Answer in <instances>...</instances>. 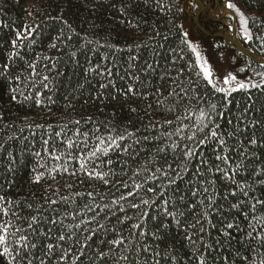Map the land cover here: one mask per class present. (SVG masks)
Segmentation results:
<instances>
[{
  "label": "trees",
  "instance_id": "trees-1",
  "mask_svg": "<svg viewBox=\"0 0 264 264\" xmlns=\"http://www.w3.org/2000/svg\"><path fill=\"white\" fill-rule=\"evenodd\" d=\"M228 3L235 5V8L228 9ZM192 4L193 0H159V3L158 0H0V73H2L0 74V144L5 146L0 150V195L17 203L19 207L16 211L29 216L35 214L36 205L43 204L46 196L48 199L70 196L77 201V204L61 203L56 211L63 214L65 210L72 212L77 210V205L82 206L89 202L86 196L76 197L75 193L94 191L100 195L107 194L104 201L97 199L96 203H110L113 193L119 195L124 192L123 188L119 190L113 188L110 191L109 187L88 179L83 173L78 174L79 178L59 173L55 174V179L47 176L39 184L33 183L34 170L39 163L45 162L36 157L35 153L41 152L42 156L45 155L42 138L46 139L49 135L46 126L51 124L53 129L58 131L57 125L91 116L94 121L110 122L120 131H123L125 127L129 131L136 128L143 130L145 125L157 122L161 127L167 128V125L162 122L175 120L177 115L184 113V108L187 106L186 101L177 104V97L169 95L174 88L179 91L173 79L181 73V69L182 73L177 83L182 82V86L186 87L195 82L199 86V95L208 103H220L224 116L219 118L217 123L222 125V132L227 133L233 130L236 125V116L249 103H254L252 115L264 121V93L250 90L251 100H249V92L232 93L229 97L232 102L225 108L227 102L224 101V94L213 92L206 84L203 71L197 65V54L182 43L181 35L182 31H191L193 43L199 52L200 63L207 61V67L212 72L214 81L220 74L228 72L236 75L237 80L256 79L255 73L264 72V67H261L264 64L251 60L229 39L235 38L251 56L264 60L262 41L256 38H264V26H262L264 25V0H199L198 8L192 7ZM122 8L124 11H121ZM241 14L248 21L247 27L253 35V39L247 43L241 35L243 27L240 23ZM25 25L36 28V31L23 45H18L16 51L20 55L10 57L13 50L11 41L16 38L18 31L23 33ZM180 25H183V29L179 27ZM228 25H232L233 28H229ZM157 32L159 35H156ZM69 36L72 37L71 41L68 40ZM89 40L93 41L91 45L87 44ZM52 44H56V48H51ZM138 44L141 45L139 49L134 47ZM217 45L221 47L218 48ZM154 49L160 53L159 56L153 55ZM70 51H77L75 59L70 58ZM222 51H231L234 55L224 62ZM37 55L60 57L59 70L63 75L56 77V85L52 91L42 88L32 90L41 92L39 97L42 100L41 105H36L35 99L24 101L22 96H18L17 100L13 101L10 89L17 86L13 77L27 76V65L36 60ZM130 55H138L139 60L133 62L129 58ZM181 56L183 59H180ZM89 62L93 65L99 64L101 67L112 68L114 74L111 79L116 87L100 89L99 84L107 83L108 77L102 78L91 73L85 76L84 69L88 67ZM5 63L11 65L10 76L3 73ZM39 63L45 62L41 60ZM147 63L153 64V70L150 72L143 71ZM130 64L133 66L129 67ZM132 76H139L140 82H134ZM129 83L133 84L135 92L124 95ZM78 84L84 85L82 90L78 88ZM20 88L26 95L29 93L28 88L23 84ZM117 89L120 90L119 94ZM49 96L51 100L48 99ZM69 104L72 107H68ZM173 107L175 111H170ZM132 108L137 111H131ZM229 120L232 121L231 124L228 123ZM30 124H42L45 128L27 127ZM93 126V124L81 125L84 131L90 130ZM251 135L250 129L248 137L250 138ZM256 135L258 137L264 135V128H257ZM239 139L244 138L239 137ZM229 144L236 145L237 140H229ZM48 147L49 150L56 147L63 151V146L55 137ZM144 148H148V152L143 151ZM140 149L138 163L129 159L125 164L124 159L118 155L111 156L114 161L120 160V164H117L114 169L117 174L109 178L113 185L121 180L130 182L132 172L128 171L125 175L121 171V165L125 168L131 166L134 171L149 159L151 147L145 143L140 146ZM202 150L207 153L206 158L211 159V150L208 148ZM10 153L13 157L11 162ZM253 153L256 157L255 163L264 167V146L250 150L249 155ZM232 157L233 160L238 159L235 149ZM168 162H172L171 155L168 157ZM69 164L70 171L79 167L75 161H70ZM51 166L52 164L49 163V168ZM80 180L84 182L81 183ZM236 180L254 183L256 191L253 195L255 196L264 194V186L256 181L251 169L247 173L241 171ZM259 180L264 181V176H261ZM67 184L73 187H65ZM226 185L227 182L220 178V174H217L216 187L221 195L228 190ZM57 189H59L58 194ZM176 190L181 195L185 194L188 191L187 180L178 183ZM141 197L149 199L151 194L141 193ZM199 199V197L191 199L190 203L195 205ZM132 202H138V199L133 198ZM233 202L235 200L231 196L227 203L220 200L225 208ZM29 203L33 204V209L27 208ZM43 211L47 215L53 214L48 208H44ZM199 212L200 207L197 206L195 212L188 216V221L191 222ZM127 214L133 216L137 213L129 210ZM233 218L237 220L241 228H246L244 217L238 215L236 210H233L228 217L229 220ZM219 220V214L213 215L212 223L217 227L208 228L204 233L205 241L213 244V247L208 250L209 264H242L247 248V245L243 243V234L232 229V240L230 242L225 240L219 233L221 227ZM66 222H72L71 218ZM100 222L106 224L109 229L116 224L115 219L111 223L103 219ZM120 227L117 225L118 229ZM123 227L127 235L128 226ZM147 227L149 232L154 231L158 227V222L148 219ZM205 227L207 228V224ZM112 238L111 232L107 235L104 232L98 233L89 242L86 255L79 264H89V258L94 255L93 249L99 247L100 250H106L107 245L101 242ZM218 239L221 240V246H216L214 243ZM146 242L162 254L160 264H170L163 258L164 254L169 252L178 258L179 264H196V261L192 259L193 250L184 238L182 229L176 228L174 223H170L165 229H160L157 240L154 241L149 236ZM119 254L120 252L117 253ZM36 255L41 256V252L37 251ZM141 260L143 261V256ZM45 264H58L57 255L47 258ZM96 264L99 262L97 261ZM109 264H112L111 260Z\"/></svg>",
  "mask_w": 264,
  "mask_h": 264
},
{
  "label": "snow or ice",
  "instance_id": "snow-or-ice-1",
  "mask_svg": "<svg viewBox=\"0 0 264 264\" xmlns=\"http://www.w3.org/2000/svg\"><path fill=\"white\" fill-rule=\"evenodd\" d=\"M192 7H200L199 0H193ZM227 8L233 9L235 5L228 3ZM121 11L124 9L122 8ZM179 11H183V9H179ZM240 23L243 26L242 39L246 43L250 42L253 35L247 27L248 21L243 14L240 16ZM179 27L183 29V25ZM228 27L233 28L232 25H228ZM35 31L36 28L25 25L23 33L19 31L16 33V38L11 41L13 50L10 57L20 55L16 51L18 45H23L34 35ZM156 35L159 33L157 32ZM181 35L182 43L197 54V65L203 71L206 84L213 92L224 94V101L227 102L225 108L232 102L229 99L232 93L249 92V100L252 99L250 90L254 89L264 93V72L255 73L256 79L248 81L237 80L236 75L228 72L220 74L214 81L213 74L207 67V61L203 64L200 63L199 52L193 43L191 31H182ZM256 38L261 39V47L264 48V38ZM71 39L72 37L69 36L68 40L71 41ZM92 43L91 40L87 41L88 45ZM50 47L56 48V44H52ZM101 47L104 46L101 45ZM134 47L139 49L141 45L138 44ZM217 47L221 46L217 45ZM116 51H120V49H116ZM153 55L159 56L160 53L154 49ZM233 55L234 53L231 51H222V60L227 62ZM69 56L75 59L77 51H70ZM129 58L133 62L139 60L138 55H130ZM180 59H183V56ZM41 60L45 63L40 64ZM60 62V57L37 55L36 60L27 65V76L13 77L17 86L10 89L11 99L15 101L18 96H22L24 101L35 99L36 105H41L42 100L39 98L41 92L32 90L40 88L54 90L56 77L63 75L59 70ZM132 66L129 65V67ZM10 68L11 65L5 63L3 73L10 76ZM151 70H153L152 63H147V66L143 68L145 72ZM240 71H244V69H240ZM90 73L102 78H109L107 83L99 84L100 89L116 87L111 79L114 74L112 68L101 67L99 64L93 65L89 62L88 67L84 69V74L88 76ZM181 73H178L177 77L173 79V83L177 85L179 91L174 88L169 95L177 97V104L186 101L187 106L184 108V113L177 115L175 120L162 122L167 125V128L161 127L157 122L145 125L143 130L136 128L129 131L125 127L123 131H120L110 122L94 121L91 116L57 125L58 131H55L51 124L46 126L49 135L46 139L42 138L45 155L42 156L41 152L35 153L36 157L45 162L39 163L37 169L34 170L33 183L39 184L47 176L55 179V174L59 173H66L78 178V174L83 173L88 179L101 182L104 186L109 187L110 191L113 188L117 190L123 188L124 192L119 195L113 193L110 203H96L97 199L104 201L107 194L100 195L94 191L75 193L76 197L86 196L89 202L82 206L77 205V210L72 212L65 210L63 214L56 211L61 203L65 205L77 204V201L70 196H59L58 199H48L46 196L43 204L36 205L35 214L29 216H24L16 211L19 205L6 196L0 195V262L3 264H45L47 258L57 255L58 264L61 262L69 264V261L71 264H79L86 255L89 242L93 237L100 232H104L105 235L111 232L113 238L101 242L107 245V249L100 250L99 247L93 249L94 255L89 258V264H96L97 261L99 264H109L110 260L112 264H160L162 254L154 250L146 242V238L150 236L152 240H157L160 229H165L170 223H174L176 228L182 229L184 238L193 250L192 259L196 261V264H209L208 255L210 253L208 250L213 247V244L205 241L204 233L208 228L217 227L212 223V216L219 214L218 222L221 225L219 233L225 240L229 242L232 240V229L243 234V243L247 245V248L242 264H264V194L255 196L253 195L256 191L254 183L236 180L241 171L247 173L251 169L256 181L264 186V181L259 180L261 176H264V167L255 163L254 153L249 155L250 150L264 146V135L260 137L256 135L257 128H264V121L256 119L252 115L254 103H249L236 116V125L233 130L227 133L222 132V125L217 123L218 119L224 116L220 103H208L199 95V86L195 82L186 87L182 86V82L177 83ZM132 80L139 83L140 77L132 76ZM21 84L28 88L27 95L21 90ZM83 87V84H78L80 90ZM134 92L133 84L129 83L124 95ZM119 93L120 90L117 89V94ZM48 99L51 100V96ZM68 107H72V105L69 104ZM149 107L151 106L149 105ZM131 111L137 110L132 108ZM170 111H175V107ZM228 123L231 124L232 121L229 120ZM82 124H93L94 126L90 130L84 131L81 127ZM27 127L42 129L45 128V125L30 124ZM250 129L252 135L249 138ZM53 137L59 140L63 151L56 147L49 150L48 146L52 144ZM239 137L244 139H239ZM229 140H237V144L230 145ZM145 143L151 147L149 159L134 171L131 166L125 168L121 165V171L125 175L128 171L132 172L130 182L121 180L113 185L109 178L117 174L114 169L117 164H120V160L114 161L111 156L118 155L124 159L125 164L129 159L138 163L140 146ZM4 147L3 144H0V150ZM204 148L211 150V159L206 158L207 153L202 150ZM234 149L235 155L238 157L237 160H233L232 157ZM142 150L148 152V148ZM170 155L171 163L168 162ZM12 159L10 153V162ZM70 161H75L79 165L78 169L70 171ZM162 161L163 163H161ZM49 163L52 164L51 168H49ZM217 174H220V178L227 182L228 190L223 195L216 187ZM185 180L188 182V191L181 195L176 189L178 183H183ZM80 182L84 181L80 180ZM150 184L154 186H149ZM65 187L72 188L73 185L67 184ZM58 191L59 189H57V194ZM141 193L151 194V198H142ZM170 193L172 194L170 195ZM229 196L235 202L228 204V207L225 208L220 200L227 203ZM196 197L200 198L197 204L190 203V200ZM133 198L138 199V202H132ZM197 206L200 207V212L189 222L188 216L195 212ZM27 208L33 209V204H27ZM44 208L51 209L53 214L47 215L43 211ZM129 210H134L137 214L129 216L127 214ZM233 210L244 217L246 228H241L235 218L228 219ZM69 218L72 222H66ZM101 219L107 220L109 223L115 219L116 224L109 229L106 224L100 222ZM148 219L158 222L156 230L148 231ZM205 224H207V228ZM117 225L121 227L118 229ZM125 225L128 226L127 235L124 233L123 226ZM214 243L216 246H221L219 239ZM37 251L41 252V256L36 255ZM118 252H120L119 255H117ZM142 256L143 261L141 260ZM163 258L170 264H179L178 258L171 252L164 254Z\"/></svg>",
  "mask_w": 264,
  "mask_h": 264
},
{
  "label": "water",
  "instance_id": "water-1",
  "mask_svg": "<svg viewBox=\"0 0 264 264\" xmlns=\"http://www.w3.org/2000/svg\"><path fill=\"white\" fill-rule=\"evenodd\" d=\"M232 44L238 49L240 50L242 53H244L247 57H249L251 60H253L254 62L256 63H259V64H264V60H258V59H255L253 56L250 55L249 52H247L245 49H243L239 44L238 42L235 40V38H231L230 39Z\"/></svg>",
  "mask_w": 264,
  "mask_h": 264
},
{
  "label": "rangeland",
  "instance_id": "rangeland-1",
  "mask_svg": "<svg viewBox=\"0 0 264 264\" xmlns=\"http://www.w3.org/2000/svg\"><path fill=\"white\" fill-rule=\"evenodd\" d=\"M227 12H228V11H227ZM228 13H230V12H228ZM230 14H231V13H230ZM231 38H232V37H231ZM231 38H230V39H231ZM230 39H229V40H230Z\"/></svg>",
  "mask_w": 264,
  "mask_h": 264
}]
</instances>
